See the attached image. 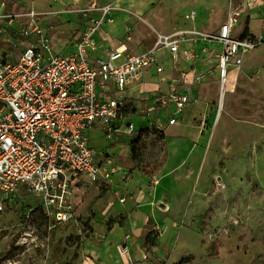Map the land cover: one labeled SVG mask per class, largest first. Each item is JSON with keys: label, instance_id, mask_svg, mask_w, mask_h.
<instances>
[{"label": "rangeland", "instance_id": "obj_1", "mask_svg": "<svg viewBox=\"0 0 264 264\" xmlns=\"http://www.w3.org/2000/svg\"><path fill=\"white\" fill-rule=\"evenodd\" d=\"M9 2L25 22L35 11L58 47L82 30L79 9L113 5L115 23L124 18L111 43L139 53L174 34L196 58L160 52L165 75L192 97L172 132L157 122V77L128 111L137 115L131 134L124 123L107 138L91 131L102 174L74 188V219L52 226L37 193L0 211V264H264V0ZM229 21L238 35L249 22L260 44L240 69L230 67L218 120V43L199 38ZM16 54L0 35V60Z\"/></svg>", "mask_w": 264, "mask_h": 264}, {"label": "built area", "instance_id": "obj_2", "mask_svg": "<svg viewBox=\"0 0 264 264\" xmlns=\"http://www.w3.org/2000/svg\"><path fill=\"white\" fill-rule=\"evenodd\" d=\"M115 8L79 9L82 30L57 49L35 11L25 22L9 0H0V35L7 33L17 51L0 60V211L37 193L52 226L74 219V188L82 179L95 182L102 174L91 131L108 137L124 123L131 134L135 115L127 114L142 92L128 91L150 72L167 85L154 100L159 124H176L191 104L189 93L165 75L160 52L167 49L176 59L192 61L193 50L183 49L174 34L160 35L155 47L139 53L109 48L102 30L114 21ZM195 15L192 11L186 16ZM200 36L204 43H218L213 67L223 90L230 67L240 69L246 54L260 44L252 36L234 34L232 21L217 33Z\"/></svg>", "mask_w": 264, "mask_h": 264}, {"label": "crops", "instance_id": "obj_3", "mask_svg": "<svg viewBox=\"0 0 264 264\" xmlns=\"http://www.w3.org/2000/svg\"><path fill=\"white\" fill-rule=\"evenodd\" d=\"M121 15H123V13H120ZM123 18H124V15L121 17V19H119L118 20V22H116L115 23V18H114V21L112 22V23H110V24H107V25H105V27H104V29L102 30V34H103V37L106 39V43L108 44V47L109 48H111V49H115V48H117V47H120V46H122V49H127L128 51H130L129 49H128V47L126 46V45H123V44H117L116 42H110V40H109V37H108V34H114L115 35V33L116 34H119V35H121V33H122V26H123ZM115 23V24H114ZM53 42H54V40H53ZM202 44L204 43V42H201ZM212 43V42H211ZM210 42H206V43H204V44H211ZM55 44V43H54ZM55 46H56V48L57 49H61V47H58V45H56L55 44ZM198 48H200V47H198ZM164 51V50H163ZM165 51H167L168 52V54L170 55V56H172V54L167 50V49H165ZM132 52V51H131ZM142 52V51H141ZM135 53V52H134ZM162 55H164V53H161ZM166 69V68H165ZM166 74V73H165ZM160 78L158 75H156L155 73H153V72H150L148 75H147V77H146V79L142 82V83H140V84H138L135 88H132V89H130L129 91H128V94L129 95H131L132 93H135V92H139V93H141V92H143V90L144 89H142L141 87L145 84V82H149V81H152V80H154V78L155 79H157V78ZM219 78H220V74H219ZM162 84L164 85V88L162 89V90H164V89H166L167 88V85L165 84V83H163L162 82ZM187 91V90H186ZM188 92V91H187ZM189 93V92H188ZM190 95V94H189ZM191 96V95H190ZM186 111V110H185ZM185 111L182 113V115H180L179 116V119H178V121H177V123L176 124H174V125H168V127H169V130H170V132H172V130L170 129V127H172V126H175V125H177L178 123H179V121H180V119H182L183 117H184V115H185ZM132 115H135V116H137L136 115V113H133ZM131 115V116H132ZM101 136H103V135H101ZM105 137V136H104ZM105 138H107V137H105ZM94 146V145H93Z\"/></svg>", "mask_w": 264, "mask_h": 264}, {"label": "trees", "instance_id": "obj_4", "mask_svg": "<svg viewBox=\"0 0 264 264\" xmlns=\"http://www.w3.org/2000/svg\"><path fill=\"white\" fill-rule=\"evenodd\" d=\"M242 36H243V37H247V36H252V37H254L253 34L250 33L249 22H247V25L245 26V28H244V30H243ZM142 133H143V131L141 130V131L139 132V135H138V137H137V140H139V138H141V134H142ZM137 140H136V141H137ZM136 141H133L132 146L135 145V142H136ZM132 153H133V157H134V159L140 161V157H137V155H135V150H134V149H132ZM46 218H47V217H46ZM47 219H48V218H47Z\"/></svg>", "mask_w": 264, "mask_h": 264}, {"label": "bare ground", "instance_id": "obj_5", "mask_svg": "<svg viewBox=\"0 0 264 264\" xmlns=\"http://www.w3.org/2000/svg\"><path fill=\"white\" fill-rule=\"evenodd\" d=\"M231 80V78H230ZM226 98H227V92L225 90L220 92V96H219V111H218V115H217V119L219 120L221 115H222V111L225 107V102H226Z\"/></svg>", "mask_w": 264, "mask_h": 264}]
</instances>
